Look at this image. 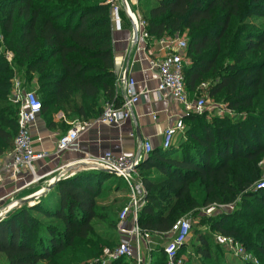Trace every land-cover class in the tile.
Instances as JSON below:
<instances>
[{
  "label": "trees",
  "instance_id": "1",
  "mask_svg": "<svg viewBox=\"0 0 264 264\" xmlns=\"http://www.w3.org/2000/svg\"><path fill=\"white\" fill-rule=\"evenodd\" d=\"M140 2L151 38L186 37L189 97L197 84L210 81L208 97L222 100L238 119L207 121L205 113H188L179 143L141 158L138 168L152 173L142 175L148 194L139 227L149 234L169 232L183 216L200 219L202 209L240 196L237 211L210 217L212 229L244 242L264 264V188H254L264 155V28L251 22L264 17V0H143V8ZM0 30L16 65L0 55V154L12 150L17 134V108L9 100L17 66L26 84L36 81L48 128L92 119L106 102L120 100L105 0H0ZM58 112L62 118L55 122ZM123 185L104 170L84 169L53 183L32 207L17 204L0 219L5 264H102L118 244V215L100 213L98 195ZM244 219L256 221L243 233ZM194 233L197 254L209 259L214 234ZM150 257L149 264L166 262L159 249ZM105 264L136 263L118 258Z\"/></svg>",
  "mask_w": 264,
  "mask_h": 264
},
{
  "label": "built area",
  "instance_id": "2",
  "mask_svg": "<svg viewBox=\"0 0 264 264\" xmlns=\"http://www.w3.org/2000/svg\"><path fill=\"white\" fill-rule=\"evenodd\" d=\"M134 1L105 0L109 9L111 31L121 30L123 23L127 21L132 28V39L135 50L139 52L145 51L150 42L152 44L157 42L160 45L161 55L153 58L146 57L150 66L157 70L158 85L156 91L158 93L163 91L168 93L176 103L184 108L186 114L190 112H202L205 101L190 98L184 86L181 52L185 50L186 42L177 38H162L159 40H154L153 38L151 40L152 38L147 31V24L137 8L138 0ZM2 40V35L0 34L1 43ZM2 50L4 59L11 65L12 52L4 48H1ZM121 81L124 82L125 87L120 100L106 102L101 113L92 119L73 122L71 127L57 139L55 154L76 149L79 135L93 125L113 124L120 128L125 123L130 117L133 107L139 101L141 91L137 90L133 78L127 76L125 73L121 75ZM114 85L116 93H118L116 78ZM9 100L17 108V134L10 153V162L3 168H0V185L3 181L4 170L9 171L13 179L19 177L22 174V170L27 171L32 176V180L28 183L31 184L48 175H38L36 164L40 160L47 159L49 153L43 150H35L33 146L32 129L41 113V102L35 92L22 90L21 82L18 78L12 80ZM182 118V116H179L163 130L162 150L171 147L178 135H183L185 124ZM141 148L145 154L152 150L151 144L147 139L142 141ZM82 163L86 164L89 168L96 169L101 167L110 170L116 177L123 179L126 185V202L118 214L116 223V230L119 236L118 244L114 251L104 259L103 264L109 260L118 258L132 259L136 264H142L143 259L140 256L141 247L144 246L150 251L154 244L150 234L143 231L138 224V215L146 203L148 194V190L143 183V178L138 173L140 160L137 157L126 156L123 153L114 155L111 152H105L98 156L86 154L82 158L57 169L58 174L50 179V185L72 175L74 171H68V169H73ZM262 188H264V177L258 180L256 185V189ZM16 205L17 203L14 202L8 207L11 208ZM213 209V207L209 206L207 207V212ZM2 215L3 213H0V216ZM191 229V222L187 218H180L173 224L171 229L172 235L162 247V251L166 257L165 264H183L182 255H179L178 252L189 238ZM213 236L215 242L224 249H228L236 256L247 257L244 247L237 243L234 238L221 233H215Z\"/></svg>",
  "mask_w": 264,
  "mask_h": 264
},
{
  "label": "crops",
  "instance_id": "3",
  "mask_svg": "<svg viewBox=\"0 0 264 264\" xmlns=\"http://www.w3.org/2000/svg\"><path fill=\"white\" fill-rule=\"evenodd\" d=\"M132 38V28L127 21L123 23L121 30L112 32V60L117 92L120 96L124 93L125 85L121 81L123 73L133 78L137 90L141 91L139 101L133 107L130 117L120 128L113 124L93 125L79 135L76 149L55 154L56 141L59 136L58 131L54 128H48L40 113L32 129L33 146L35 150H43L49 153L47 159L40 160L36 164L38 175H48L28 184L32 180V176L27 171L22 170V174L13 179L10 172L4 170L3 181L0 185V205L4 204V206L0 207V213H7L16 207L17 205L11 208L8 207L14 202L18 205L29 204L32 196L38 193H40L39 195H45L50 185V179L58 174L57 169L82 158L86 154L97 156L105 152H111L114 155L123 153L141 160L146 155L141 148V143L145 139L150 142L153 150H162V133L165 127L173 123L179 116L184 117L188 114L168 93L164 91L158 93L156 91L158 85L157 70L150 66L146 57L153 58L161 55L160 45L157 42L153 44L150 42L145 51L139 52L135 50ZM61 118L62 113L58 112L54 116V121L58 122ZM181 139H183V135H178L172 146L179 143ZM11 151L0 154V168L10 162ZM77 166L73 169L69 168L68 171L71 170L75 173L79 170H84L82 166ZM87 169L93 168L88 167ZM55 199L57 200L56 203H58V197ZM24 200L25 202H23ZM171 235V230L165 233L150 234L154 244L150 251L162 250V247L166 244L165 240L170 238ZM150 251L144 246L141 247L142 264H149L151 259Z\"/></svg>",
  "mask_w": 264,
  "mask_h": 264
},
{
  "label": "rangeland",
  "instance_id": "4",
  "mask_svg": "<svg viewBox=\"0 0 264 264\" xmlns=\"http://www.w3.org/2000/svg\"><path fill=\"white\" fill-rule=\"evenodd\" d=\"M140 3H141L140 7L143 8L144 7L143 0H141ZM251 22H253L255 25H258V27L264 28V17H258L254 19L251 18ZM0 34L2 35L1 30H0ZM174 38H177L179 40H184L185 42H187V39L184 35L176 36ZM1 48H4V42L2 43L0 42V55H3V50L1 51ZM261 53L264 54V51ZM181 56H182L183 65L184 66L187 65L189 60L185 58V51L181 52ZM14 60L15 59H14V54H13L12 62H11L12 66H16L14 65L15 64ZM14 73H15V78H18L21 82L22 90L33 91L36 93L38 97H40L39 93L37 92V85H36L35 80H33L31 83L26 84L23 79L25 74L19 71L18 66L17 68H15ZM209 86H210V81L197 84V87H196L197 92L194 95L196 99H202L205 101V106L202 109V112H200L203 114L205 113V115H203V118L207 121L211 120L212 117H225V116L228 117L229 121H235L236 119H238V116H237L238 114L235 112H232V110L227 109V106L222 100H220L219 98L208 97L207 91H208ZM190 113L195 114L199 112H190ZM186 125H189V122H186ZM66 126L67 125L60 124V127H57L55 129L56 131H58V135H59L58 138L62 135V133L65 130L71 127V126H67L68 127L67 128ZM258 166L260 168L259 169V180H260L261 178L264 177V155L260 157ZM138 173L139 175L142 176L143 174L152 173V171L151 170L143 171L142 169L138 168ZM110 181L111 180L106 181L105 184L110 183ZM257 182L258 181L254 183L255 189H256ZM98 199H99L98 201L99 204H98L97 210L100 213H104L105 211L107 213L111 212L114 215V217H116L126 202V189L124 185H123V188L119 189L118 191H116L115 189H107L98 195ZM240 200L241 199L239 196L234 201H231V202L225 201L223 203L211 205V207L214 208L212 211L207 212V208L202 209L200 212V219L194 218V219L189 220L192 225V229H191L192 232L185 243V247L181 251L182 252L181 259L183 261V264H246V263L258 264L259 263V258L255 256L251 251L248 250L244 242H241L238 239H235V240L237 243L241 244L244 247V252L247 255L246 258L236 256L228 249H224L223 247L216 245L214 241L212 240V238H211V248H210L211 257L209 259H205L204 257H202L203 255L197 254V251H196L198 242L196 240L194 231L198 229L200 232L207 233L210 237H212V234H215L216 231L212 229L211 224L213 222V219H211L210 217H213L214 215H216V213H220V212L224 213L227 211L228 212L237 211L241 203ZM56 202H57L56 199L52 200V204L55 206H56ZM3 206L4 204L0 205V207H3ZM18 207L19 206L17 205V207H15L14 209H17ZM257 209L260 211V207H257ZM262 211H264L263 207H262ZM7 213H4L2 216H0V219L6 217ZM35 215L36 217L42 219V222L45 221L43 220L45 219L43 216L39 215L38 213H36ZM182 218H187V217L183 216ZM255 221H256L255 219L240 220L239 223H240L242 232L244 233L246 231L245 227L247 228L250 227L249 225L254 224ZM262 223H263V220L259 222V225ZM251 228L252 226L250 227V229ZM168 239H166L165 241L167 242ZM162 241L165 242L164 240ZM215 258H217L216 261H215ZM103 261L104 260H102V264H103ZM0 264H5V257L2 253H0ZM38 264H44V262H39Z\"/></svg>",
  "mask_w": 264,
  "mask_h": 264
},
{
  "label": "water",
  "instance_id": "5",
  "mask_svg": "<svg viewBox=\"0 0 264 264\" xmlns=\"http://www.w3.org/2000/svg\"><path fill=\"white\" fill-rule=\"evenodd\" d=\"M80 166H82V168H84V169H87V168H88V166H87L86 164H84V163L80 164ZM97 169H98V170H104V171L108 172L109 174L114 175L113 172L110 171V170H106V169H103V168H101V167H98ZM51 186H52V185H49V186H48V189H50ZM39 196H40V195H34V196H32L31 199H30V201L28 200V201H29V206L32 207V206L35 204V202H36V200L38 199ZM23 202H25V200H24Z\"/></svg>",
  "mask_w": 264,
  "mask_h": 264
},
{
  "label": "bare ground",
  "instance_id": "6",
  "mask_svg": "<svg viewBox=\"0 0 264 264\" xmlns=\"http://www.w3.org/2000/svg\"><path fill=\"white\" fill-rule=\"evenodd\" d=\"M183 119V118H182ZM98 156V155H97ZM127 156V155H126Z\"/></svg>",
  "mask_w": 264,
  "mask_h": 264
}]
</instances>
